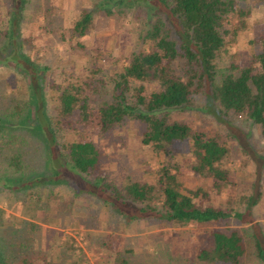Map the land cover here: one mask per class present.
<instances>
[{"label": "trees", "instance_id": "1", "mask_svg": "<svg viewBox=\"0 0 264 264\" xmlns=\"http://www.w3.org/2000/svg\"><path fill=\"white\" fill-rule=\"evenodd\" d=\"M50 1L0 0V67L9 71L0 74V187L26 208L23 217H10L0 206V264L78 263L73 245L62 252L59 238L43 241L40 233L52 197L67 185L73 192L66 199L69 205L77 197L96 195L126 228L136 220L169 228L213 224L193 254L164 251L158 263L264 264V226L254 212L264 194V156L251 140L253 129L264 138V27L250 37L248 60L232 50L235 19L249 16L251 8L242 0H86L71 17L66 37L63 26L53 21L59 12ZM38 13H44L45 33L57 34L64 43L78 39L74 49L85 47L80 39L98 15L115 24L129 19L135 37L126 62L88 69L83 84H56L58 104L49 109L53 52L44 42L28 44L23 33V23ZM91 101L100 130L139 125L141 143L166 155L156 183L131 174L120 182L108 180L99 172L103 152L94 138L63 139L60 117L52 112L66 119L79 115L86 124ZM185 112L212 116L217 130L193 126L182 117ZM235 114H242L250 128L236 124ZM232 143L256 165L252 193L241 208L215 206L201 197L202 187L186 188L172 160L173 147L188 144L194 171L216 180L220 190L232 183L227 165ZM62 167L66 176L76 174L81 182L63 178ZM77 218L79 226L89 227L87 218ZM110 241L108 236L103 246L111 248ZM112 251L109 264L140 263L132 246Z\"/></svg>", "mask_w": 264, "mask_h": 264}, {"label": "rangeland", "instance_id": "2", "mask_svg": "<svg viewBox=\"0 0 264 264\" xmlns=\"http://www.w3.org/2000/svg\"><path fill=\"white\" fill-rule=\"evenodd\" d=\"M242 1L252 11L249 16H244L239 21L235 19L236 26L234 30H238V34L236 44L232 46V50L238 52L239 57L245 61L248 60L245 56H248L251 52L250 37L253 36L256 30L264 27V0ZM85 2L86 0L50 1L59 12V15L53 21L55 25L63 26V33L66 37L69 36L68 26L71 17L82 8ZM96 20L89 34L80 39L85 47L77 49L72 48V43L77 42L78 39L64 43L59 40L60 37L58 38L57 34L45 33L44 13H38L33 21L23 23V33L28 44L41 46V43L44 42L46 48H50L47 51L52 50L53 52L49 57H51L52 63H55H53L51 74L49 73V82L47 83L49 109L58 104L60 92L56 84L63 81L66 83L67 80L76 85L83 84L88 81L85 75L88 69L98 66L104 69H113L118 64L126 62L135 37L134 32L130 29V20H119L115 24L112 18L105 19L100 15ZM50 37H54V39ZM31 50L36 53V50ZM39 50V54H42V49ZM181 71L183 72V69H177V73L182 74ZM8 72L6 67H0V74ZM89 104L88 110L91 114L89 122L86 124L79 120V115L66 119L57 115V111L52 112L55 118L60 117L58 125L63 132V139L94 138L103 152L99 172L108 180L120 182L126 174H131L141 180L156 183L159 180V167L166 155L163 152H157L151 146L141 143L142 127L139 125H125L121 128L103 132L100 130L96 113H94L96 102L91 101ZM182 117L189 120L195 127L210 131H216L218 128L217 122L210 115L185 112ZM234 119L239 126L250 128L242 114H235ZM220 131L225 134V130L221 129ZM251 140L255 143L257 151L264 156V138L260 137L255 129H253ZM231 147L232 156L227 165L231 169L232 183L220 185L221 189L219 190L214 186L216 180L205 178L194 171L192 163L194 156L189 145H175L172 160L178 162L179 165L178 180L191 190L202 187L205 193L201 197L215 206L241 208L243 205L241 201H245V197L252 193L256 165L237 143H232ZM66 174V170L62 167L61 176L63 178L68 177L69 182H81L76 174L69 176H66ZM67 186H62V190L57 191L56 195L52 197L51 207L46 212V217L42 218L40 233L43 236V241L52 242V240L59 238V242L63 245L61 247L62 252L67 253L68 245H73L77 264H109L113 248L103 246L104 238L108 236L111 240V246L113 241L115 243L118 241L117 244L123 243V247H134L140 260L139 264H162L163 261L158 263L160 261L158 257H161L160 255L164 254V251L175 254H193L207 239L209 230L213 228V224H197L181 228L160 227L154 225L153 220H136L132 223V226L126 228V223L121 220V216L112 217L110 210L102 205L103 203L97 201L96 195H89V199L84 195L77 197L75 198V204L69 205L66 199L73 197V192ZM85 188L83 187V189ZM20 204L21 202L16 200L12 201L11 196L0 187V206L8 211L10 217L24 216L22 212L26 208L21 207ZM254 212L256 221L261 222L264 226V194L255 206ZM50 215L55 220L50 221ZM78 216L87 218L89 227L79 226ZM231 224L234 225L235 223L231 222ZM217 226L219 225L217 224ZM48 249L51 248L48 247ZM247 262L253 264L250 263L251 260H247Z\"/></svg>", "mask_w": 264, "mask_h": 264}, {"label": "crops", "instance_id": "3", "mask_svg": "<svg viewBox=\"0 0 264 264\" xmlns=\"http://www.w3.org/2000/svg\"><path fill=\"white\" fill-rule=\"evenodd\" d=\"M97 199H98V200H97L98 202L102 203V202L100 201L99 197H97ZM68 214H69V213H68ZM68 214H67V215H68ZM60 215L62 216L63 214H60ZM52 219L55 220V218L52 217V216L50 215V221H51ZM50 221H49V222H50ZM50 223H52V222H50ZM53 223H54V221H53ZM73 226H76V225H73ZM123 229H124V227H123ZM114 237H115V236H114ZM104 239L106 240L107 237L104 238ZM117 242H118V241H117ZM117 242H116V243H115V241L112 242V248H113V249H115V248L117 249V248H119L120 246H122V247L124 246L123 243H122V244H119V243H118V244H119V245H118ZM122 247H121V248H122ZM111 251H112V250H111ZM112 252H113V251H112Z\"/></svg>", "mask_w": 264, "mask_h": 264}]
</instances>
